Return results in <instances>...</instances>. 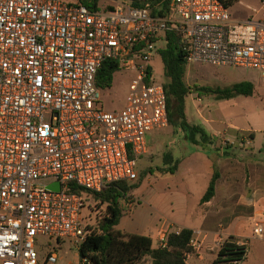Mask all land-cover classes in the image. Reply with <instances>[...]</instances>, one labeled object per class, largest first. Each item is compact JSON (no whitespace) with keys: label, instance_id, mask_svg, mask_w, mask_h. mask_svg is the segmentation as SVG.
Returning <instances> with one entry per match:
<instances>
[{"label":"built area","instance_id":"2783aa9c","mask_svg":"<svg viewBox=\"0 0 264 264\" xmlns=\"http://www.w3.org/2000/svg\"><path fill=\"white\" fill-rule=\"evenodd\" d=\"M253 13L233 20L221 0L101 10L77 0H0V264H40L42 237L79 247L88 197L74 189L101 193L138 179L148 136L170 125L165 82L152 66L166 34L179 36L189 67L255 69L264 80V0ZM110 61L115 75H132L126 105L115 112L97 85ZM56 184L59 191L49 188ZM253 233L264 239L261 224ZM169 234L161 232L158 248H167ZM191 246L202 247L194 239ZM57 260L49 252L47 263Z\"/></svg>","mask_w":264,"mask_h":264},{"label":"rangeland","instance_id":"374dc122","mask_svg":"<svg viewBox=\"0 0 264 264\" xmlns=\"http://www.w3.org/2000/svg\"><path fill=\"white\" fill-rule=\"evenodd\" d=\"M67 1L72 3L75 2V0ZM132 1L135 0H104L101 2V5L104 9H107L121 2L132 5ZM261 1L262 0H239L230 7L231 17L236 21H245L249 19L254 15L253 12L255 10L261 8ZM152 66L156 80L165 82V66L159 53L154 56ZM187 75V81L190 86L198 90L186 99V118L189 122H193V118H196L197 109L204 110L207 109L208 106L211 107V104L216 105L218 102L213 94L206 93L203 89H224L241 81L251 83L263 82L261 86H256L253 83L256 90L252 96L247 97L239 95L233 99L224 100V107L219 105V110H221V112H219V110L215 112V117L218 118L225 127H229L231 130V132L229 131L230 134H232L235 128L244 132L251 131L254 135L253 142L249 144V139H247L246 135L245 138L243 134L237 135L238 133H236V137L234 138L224 137L221 144L215 142V148H218V143L224 148L235 147L236 153L244 157V162L259 161L264 165V81L260 72L255 69L195 64L189 67ZM131 78L132 75L125 71H120L114 76L112 88L103 92L102 103L107 111H120L125 107ZM197 96L200 99L196 98V101L193 100L194 97ZM148 142V153L141 158L137 167L138 179L134 182H129L130 185H136L140 182V179L144 177L140 187L137 188L138 190H135V205L130 209V204L127 202L123 204L124 216L116 227V230L123 235H140L142 233H148L147 231L155 225L158 213L169 212L171 205H175L176 194L185 191V183L189 172L200 170L199 176L200 174L203 176L206 172H209L208 163L199 161L197 168L196 165L192 167L194 161L192 154L200 148H197L185 139V133L179 126L169 125V127L164 130L154 131L148 136ZM167 155H172L174 161H181L187 158L182 168L175 175L163 172L169 167L165 159ZM230 163L232 165L227 167V170L233 173L231 180H229L230 185L228 186L226 182H224L225 184L221 186V189L224 191L226 188L230 187L234 193L242 190H249L251 185L247 169H244V172L239 171L236 167L237 159H231ZM174 165H176V163H174ZM225 171L226 170H223L222 172L225 173ZM238 172H242L244 176L238 179ZM237 180L239 181L237 182ZM91 203H93L91 198H86L87 207L84 210V217H86L87 220L90 214L88 205ZM95 210L97 212L93 211L90 215L91 218L88 220L89 223L87 222L92 228L98 227L97 225L104 215L105 208L97 207ZM234 214H236L235 217L233 216ZM250 214L251 212L246 210L237 211L235 209H230L224 212L222 217L227 218V221L231 222L234 218L246 220ZM250 223L253 224V220H251ZM246 229H248V226H246ZM221 237L225 240L230 238L225 236ZM224 239H222L223 242L225 241ZM235 239L241 243L248 244L246 239ZM218 242L215 243L216 247H219ZM249 244V254H264V241L252 239ZM78 249L79 247L69 239L61 240L59 243L55 239L51 240L42 237L39 238L37 245L40 264H50L47 263L48 252L56 254L58 259L57 264H82ZM214 249L216 248L209 244L207 248L201 252L204 251V254H216Z\"/></svg>","mask_w":264,"mask_h":264},{"label":"trees","instance_id":"16d2710c","mask_svg":"<svg viewBox=\"0 0 264 264\" xmlns=\"http://www.w3.org/2000/svg\"><path fill=\"white\" fill-rule=\"evenodd\" d=\"M82 5L92 10L104 9L101 2L104 0H77ZM160 2L161 0H135L132 6L142 8L146 2ZM228 8L239 0H221ZM111 6L107 9H113ZM168 5L164 4V11H154L155 16L165 13ZM165 66V88L167 92L168 108L170 114V125L179 126L185 133V139L195 145H206L211 143V137L200 126L191 125L186 118V98L198 90L186 82L188 63L182 50V43L175 33H168L164 43L158 52ZM117 66L113 62H106L101 68L97 85L103 90L111 89ZM255 85L251 82H237L234 85L221 89L205 88L203 91L211 93L217 100H230L239 95L252 96L255 93ZM253 141V134H245ZM168 169L166 174L174 175L178 169L180 160L174 161L172 155L165 156ZM176 163V165H174ZM173 165V166H172ZM165 174V175H166ZM220 178L216 170L209 187L202 199V203L211 201L216 194L217 182ZM144 177L136 185L129 182H121L111 185L101 193L85 192L74 189V192L90 197L92 202L88 205L89 218L92 212H97V207L105 208L104 215L98 223L97 228H92L86 220L85 241L79 246V255L82 264L89 260L92 264H187V256L195 255L191 246L194 232L191 229H181L179 232H171L168 236L167 248H154L153 240L144 235H123L116 230L124 216V202L131 201L133 191L141 185ZM99 203V204H98ZM94 209V210H93ZM88 222V223H87ZM249 247L247 244H239L234 238L227 239L218 251L217 258L212 264H241L247 257Z\"/></svg>","mask_w":264,"mask_h":264},{"label":"crops","instance_id":"0c3cea01","mask_svg":"<svg viewBox=\"0 0 264 264\" xmlns=\"http://www.w3.org/2000/svg\"><path fill=\"white\" fill-rule=\"evenodd\" d=\"M187 76L186 82L188 83ZM253 83L256 86H261L263 84V82ZM196 98L199 97H194L193 100L196 101ZM224 102V100H218L216 105L211 104V107L208 106L207 109H197L196 118H193V122L188 121L191 125L202 127L208 136L211 137L210 144L196 146L200 149H197L192 154V157H194L192 167L196 165L197 168L199 161L208 163L209 172H206L203 176L202 174L199 176L200 170L189 172L185 183V191L176 194L175 205H171L170 211L167 213L159 212L155 220V225L147 231L148 233L140 234L149 236L153 240V247L158 248L161 240V232L164 229H166L168 233L179 232L184 228L193 230V239L200 243L202 247L200 250L195 251V255H190L189 258H187V264H212L217 258L220 249L216 247L215 243L224 239L221 236L246 239L248 244L238 242L239 244H247L249 247V242L252 239L260 240L254 236V224L257 222L264 228V165L259 161L244 162V157L236 153L235 147V149L231 147L224 148L220 145L224 137L234 138L237 132L253 134L251 131L244 132L237 128L230 134L231 130L229 127H225L223 123L215 117V112L219 110V105L224 107ZM219 112H221V110H219ZM215 142L220 143L217 144L218 148H215ZM252 142L253 141H250L249 144ZM231 159H237L236 167L239 171L244 172V169H247L249 172L251 185L249 190H242L234 193L230 187L226 188L224 191L221 189V186L225 184L224 182H226L228 186L230 185L229 180H231L233 173L229 172L227 167L232 165L230 163ZM186 160L187 158L181 160L176 173L182 168ZM216 170L220 175L216 186V194L211 201L202 203V199ZM223 170H226L225 173L222 172ZM242 172L237 173L238 179L244 176ZM238 181L239 180H237V182ZM135 190L131 195V201L133 203L129 205L130 209L133 208L136 202L135 192L138 189ZM230 209H235L237 211L246 210L251 212V214L246 220L234 218V220L230 222L227 221V218L222 217L224 212ZM233 216L235 217L236 214ZM251 220H253V224L250 223ZM246 226H248V229H246ZM260 241H264V239ZM209 244L216 248L214 249L216 254H204V251L201 252L205 250ZM47 254H49V252ZM241 264H264V254H249L248 252L246 259Z\"/></svg>","mask_w":264,"mask_h":264},{"label":"water","instance_id":"95a60500","mask_svg":"<svg viewBox=\"0 0 264 264\" xmlns=\"http://www.w3.org/2000/svg\"><path fill=\"white\" fill-rule=\"evenodd\" d=\"M50 189H53L55 191H59L60 190V186L58 184L56 185H52V186H49Z\"/></svg>","mask_w":264,"mask_h":264}]
</instances>
